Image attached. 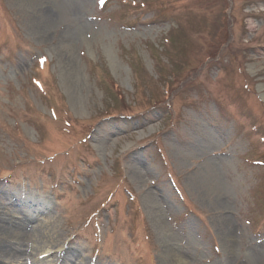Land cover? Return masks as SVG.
<instances>
[{
    "label": "rangeland",
    "instance_id": "rangeland-1",
    "mask_svg": "<svg viewBox=\"0 0 264 264\" xmlns=\"http://www.w3.org/2000/svg\"><path fill=\"white\" fill-rule=\"evenodd\" d=\"M75 1L0 0V197L53 218L35 264H264V0Z\"/></svg>",
    "mask_w": 264,
    "mask_h": 264
},
{
    "label": "bare ground",
    "instance_id": "bare-ground-1",
    "mask_svg": "<svg viewBox=\"0 0 264 264\" xmlns=\"http://www.w3.org/2000/svg\"><path fill=\"white\" fill-rule=\"evenodd\" d=\"M50 1L55 5L57 10L54 12H45L43 14V16H45L44 23L51 24L58 22L61 16L66 11L74 13L73 7L76 6L75 0ZM84 27L85 26L82 22H76V25L71 26L65 32V37L69 41H77L79 38H81ZM5 199H8V197H5L4 195L0 197V232L8 238L10 237L13 241L6 245H0V264H5L4 260L6 258H10L11 261H15L14 263L10 262L7 264H35V261H37L36 257L38 254L37 251L39 245H34L33 242H36V244L39 242V244H45V247L51 246L54 241L55 235V232H53V218L43 219L41 221L39 220L36 223H33L34 225H30L28 222L30 220H32V222L33 220H35L34 212L41 215L43 214V210H41V208H38V206H40L38 204L35 205V207H31L24 203L21 204V206L19 205L18 207V212L22 217L20 216L14 219L11 215L13 211H9V208L5 206V203L1 202ZM32 232H35L36 235V240L34 241ZM51 249H53V247H51ZM64 252H66L64 255H59V264H88L84 259L77 258L79 257L77 251L67 248L66 250H64ZM259 255L260 254L256 252L250 254L251 258L255 260L256 258L258 259ZM176 256L184 264H192L191 262L186 260L187 258L182 256L180 253L176 252Z\"/></svg>",
    "mask_w": 264,
    "mask_h": 264
},
{
    "label": "snow or ice",
    "instance_id": "snow-or-ice-1",
    "mask_svg": "<svg viewBox=\"0 0 264 264\" xmlns=\"http://www.w3.org/2000/svg\"><path fill=\"white\" fill-rule=\"evenodd\" d=\"M102 2H103V0H102Z\"/></svg>",
    "mask_w": 264,
    "mask_h": 264
}]
</instances>
